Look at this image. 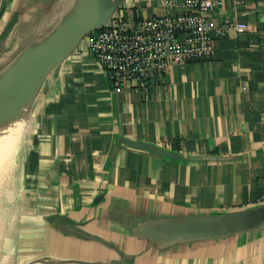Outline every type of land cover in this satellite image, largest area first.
<instances>
[{
  "label": "crops",
  "instance_id": "1",
  "mask_svg": "<svg viewBox=\"0 0 264 264\" xmlns=\"http://www.w3.org/2000/svg\"><path fill=\"white\" fill-rule=\"evenodd\" d=\"M223 1L214 23L247 29L215 39L211 59L172 66L146 95L110 91L85 43L50 72L20 131L21 196L0 264H264V225L169 247L136 234L264 203V0ZM18 4L0 0V41ZM120 10L148 17L167 7L125 0Z\"/></svg>",
  "mask_w": 264,
  "mask_h": 264
},
{
  "label": "built area",
  "instance_id": "2",
  "mask_svg": "<svg viewBox=\"0 0 264 264\" xmlns=\"http://www.w3.org/2000/svg\"><path fill=\"white\" fill-rule=\"evenodd\" d=\"M163 15L135 17L118 10L100 30L83 40L86 51L103 71L112 92L128 89L146 95L162 83L172 66L211 59L215 39L247 24L233 19L214 23L211 13L223 0H164ZM261 201L264 202V195Z\"/></svg>",
  "mask_w": 264,
  "mask_h": 264
},
{
  "label": "water",
  "instance_id": "3",
  "mask_svg": "<svg viewBox=\"0 0 264 264\" xmlns=\"http://www.w3.org/2000/svg\"><path fill=\"white\" fill-rule=\"evenodd\" d=\"M79 1L86 7L84 13L66 16L50 34L25 47L0 68V114H22L26 117L30 102L50 72L70 57L88 34L102 29L125 0ZM142 148L168 158L186 160L161 147L142 145ZM263 225L264 203L222 215L163 220L139 228L136 234L160 247H169L223 239ZM115 264L132 263L119 261Z\"/></svg>",
  "mask_w": 264,
  "mask_h": 264
},
{
  "label": "rangeland",
  "instance_id": "4",
  "mask_svg": "<svg viewBox=\"0 0 264 264\" xmlns=\"http://www.w3.org/2000/svg\"><path fill=\"white\" fill-rule=\"evenodd\" d=\"M18 21L0 41V68L17 56L25 47L39 41L38 32L46 11L58 0H18ZM125 2V1H124ZM122 7V5H121ZM120 10V8H119ZM42 35V34H41ZM40 36V35H39ZM3 56L6 57L3 60ZM2 61V62H1ZM25 120V116H24ZM23 128L25 123L23 121ZM22 129V128H21ZM19 138L12 163L0 178V239L13 233L20 201Z\"/></svg>",
  "mask_w": 264,
  "mask_h": 264
},
{
  "label": "bare ground",
  "instance_id": "5",
  "mask_svg": "<svg viewBox=\"0 0 264 264\" xmlns=\"http://www.w3.org/2000/svg\"><path fill=\"white\" fill-rule=\"evenodd\" d=\"M85 11V5L79 0L56 1L42 18L38 38L50 34L66 16L73 13L82 14ZM0 116V178H3L18 148L24 116L22 114H0Z\"/></svg>",
  "mask_w": 264,
  "mask_h": 264
}]
</instances>
